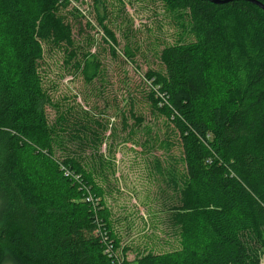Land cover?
Returning <instances> with one entry per match:
<instances>
[{"label":"trees","instance_id":"16d2710c","mask_svg":"<svg viewBox=\"0 0 264 264\" xmlns=\"http://www.w3.org/2000/svg\"><path fill=\"white\" fill-rule=\"evenodd\" d=\"M156 1L169 5L183 36L164 46L161 69L144 77L141 99L167 133L161 138L145 127L141 145L167 154L149 159L153 200L167 236L183 250L122 249L99 234L92 212L42 193L32 174L35 158L68 184L90 186L100 177L110 193L102 157L90 163L87 156L97 153L108 129L113 139L133 141L145 119L131 94L111 108L117 107L120 126L106 113L84 119L60 111L43 86L46 51L61 49L65 64L82 69L88 81H106L97 56L75 39L86 12L72 0H0L12 46V61L0 59V264L264 263V12L244 1ZM92 2L116 58L119 42L107 24L106 0ZM136 51L129 40L122 54L134 62ZM49 108L57 110L53 122Z\"/></svg>","mask_w":264,"mask_h":264},{"label":"rangeland","instance_id":"374dc122","mask_svg":"<svg viewBox=\"0 0 264 264\" xmlns=\"http://www.w3.org/2000/svg\"><path fill=\"white\" fill-rule=\"evenodd\" d=\"M72 6H78L86 17L77 24L75 39L84 43V51L91 52L106 70L105 82L88 81L82 69L66 65V54L61 49L46 51L42 76L43 86L53 104L60 111H71L74 116L84 119L96 115L105 118L106 113L111 124L120 126L121 118L116 116V104L131 94L139 98L138 110L144 116V123L139 128V135L133 141L122 142V138L114 137L108 129L96 153L88 154V161H98L99 156L105 162L104 173L110 179L111 190L100 177L94 179L93 185L81 184L72 180V184L57 177L47 163L41 158L31 161L33 176L40 182L43 194L60 201L70 200L77 206L92 212L99 226V234L120 242V248L151 249L156 253H176L183 250V245L166 234L160 214L154 203L155 183L149 159L165 158L167 154L159 147L145 150L141 145L148 136L143 132L145 127L151 128L153 134L164 138L167 129L163 119H155L149 106L141 99L144 77L149 70L161 69L159 52L165 45L176 44L182 38V29L177 19L173 18L168 4L156 0H106L110 20L109 27L115 32L119 46L118 57L111 54L110 45L104 40V33L98 24L97 11L92 0H72ZM71 10V7L69 8ZM103 14V8H100ZM82 19V18H79ZM92 21V27L89 22ZM82 29L81 34L77 29ZM132 29L134 34L129 38L124 30ZM131 40L140 47L135 52L134 62L123 57L122 50ZM91 44V45H89ZM82 54H79V59ZM0 59L12 61V46L5 26L0 20ZM124 84L129 85L130 93L124 94ZM56 108H49L51 122L56 117ZM104 119V120H106ZM134 121L130 119V124ZM111 127V126H110ZM126 134L121 133V136ZM117 136V135H116ZM153 140H150V144ZM157 146V145H156ZM174 154L178 155L176 149ZM70 178V177H66ZM74 184V185H73ZM73 186V187H72ZM0 229V235H1ZM3 247H6L3 244ZM129 260H134V253L129 251ZM11 264V263H10Z\"/></svg>","mask_w":264,"mask_h":264},{"label":"water","instance_id":"95a60500","mask_svg":"<svg viewBox=\"0 0 264 264\" xmlns=\"http://www.w3.org/2000/svg\"><path fill=\"white\" fill-rule=\"evenodd\" d=\"M183 1H186V0H183ZM198 1H209V2H211L213 4H217V5L227 4V3H230L233 1H244V2H248V3H251V4L259 7L264 12V4L258 0H198Z\"/></svg>","mask_w":264,"mask_h":264},{"label":"built area","instance_id":"2783aa9c","mask_svg":"<svg viewBox=\"0 0 264 264\" xmlns=\"http://www.w3.org/2000/svg\"><path fill=\"white\" fill-rule=\"evenodd\" d=\"M262 264H264V263H262Z\"/></svg>","mask_w":264,"mask_h":264}]
</instances>
